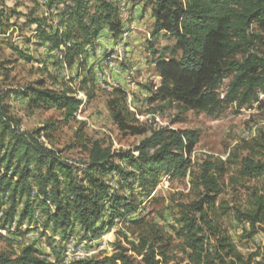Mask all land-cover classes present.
<instances>
[{
    "label": "trees",
    "instance_id": "1",
    "mask_svg": "<svg viewBox=\"0 0 264 264\" xmlns=\"http://www.w3.org/2000/svg\"><path fill=\"white\" fill-rule=\"evenodd\" d=\"M145 1L154 17L150 42L159 36L173 42L170 51H152L159 55L153 64L161 80L154 96L209 115L228 104L239 109L256 105L264 110V0ZM47 8L55 21L35 17L32 12L22 15L0 0V35L6 36L16 26L9 23L10 18L23 16L21 33L31 34L26 42L32 38L46 41L51 51L61 55L52 64L76 66V77L85 66L86 48L104 28L114 39L122 33L118 7L112 0H48ZM169 52L179 55L166 58ZM3 65L0 63V69H5ZM225 79L228 83L221 95L218 89ZM87 82L83 77L81 85ZM11 92H0V227L10 233L14 227L16 236L29 231H20L23 221L32 223L39 230L37 241L43 240L47 250L34 248L32 243L13 259L0 255V264H63L62 242L70 235L79 234L89 243L107 233L117 220L139 223L142 219L136 213L141 200L135 203L136 197L150 199L161 174L186 173L197 142L194 131L161 128L127 151L88 141L87 158L71 162L41 141L40 134L46 131L47 136L52 125L28 133L14 127L17 121L7 103ZM19 95L31 108L53 107L64 110L68 118L81 104L71 89L46 86L43 79L29 84ZM107 107L120 130L143 132L131 124L126 93L120 87H112ZM224 172L223 166L206 163L198 177L200 198L187 213L180 214L178 234L189 250L185 264H264V242L243 256L210 218H219L215 203L222 193ZM238 172L240 177L261 180L245 209L236 210L239 221L248 225L243 236L251 239L260 231L264 235V161L244 156ZM158 238L154 234L150 240L141 239V261L117 251L70 264H161L155 250Z\"/></svg>",
    "mask_w": 264,
    "mask_h": 264
},
{
    "label": "rangeland",
    "instance_id": "2",
    "mask_svg": "<svg viewBox=\"0 0 264 264\" xmlns=\"http://www.w3.org/2000/svg\"><path fill=\"white\" fill-rule=\"evenodd\" d=\"M112 1L118 7L122 33L114 39L104 28L94 44L86 48L85 66L80 69L77 77L76 66L69 68L63 63L52 64L54 58L60 59L61 55L58 51H51L46 41L32 38L26 42L31 34L26 30L21 33L19 27H23V16L10 18L9 23L16 26L10 28L6 36L0 35V63L3 62L5 68L0 69V92L12 91L7 103L11 116L17 121L14 127L28 133L52 125L47 136H44L46 131L40 134L41 141L59 151L65 159L76 163L87 158L85 147L88 141H98L103 147L112 150H134L142 140L161 128L194 131L197 142L189 154L190 163L184 175L161 174L150 199L139 195L136 197L135 203L141 200L136 213L142 219L139 223L117 220L107 233L89 243L80 239L79 234L70 235L62 242L63 264H70V258L85 256V253L93 249V254L82 259L97 255L102 258L121 251L141 261V239L150 240L154 234L159 237L155 250L161 264H185L189 250L183 237L178 234L181 228L178 219L182 212L187 213L191 204L200 198L198 177L206 163H214L225 169L220 177L222 193L215 203L219 218L213 215L210 218L220 233L230 237L236 249L246 256L263 245L264 235L260 231L251 239L245 238L243 231L248 225L239 221L236 210L245 209L252 189L261 185V180L240 177L238 169L242 157L247 155L264 161V110L258 109L256 105L239 109L234 104H228L215 115H209L204 111L185 110L176 102L162 100L159 95L154 96L161 80L153 64L159 55L152 51H170L173 42L161 36L150 42L154 17L151 7L148 4L144 6L145 0H137L136 3L131 0ZM4 2L7 7L14 8L22 15L32 12L35 17L55 21L53 11L47 8L48 0ZM178 55V52H169L165 57ZM47 73L56 83L51 82ZM83 77L88 79L85 85H81ZM40 79L46 81V86L55 89H71L73 95L81 101L77 111L68 118L64 110L46 106L29 107L19 92ZM227 83V79L221 83L218 89L221 95ZM114 86L125 91L131 124L143 129V132L132 134L128 130H120L113 122L107 101ZM150 97L154 100H149ZM40 218L38 216V221ZM31 224L23 221L20 231L27 228L29 231L16 236L14 227H10L11 233L0 227V255L13 259L32 243L34 248L47 250L43 240L37 241L39 230ZM57 237L54 236V239L58 241ZM69 241L77 247L69 245ZM100 241H103L102 249H96ZM214 241L215 238L211 237L210 242Z\"/></svg>",
    "mask_w": 264,
    "mask_h": 264
},
{
    "label": "built area",
    "instance_id": "3",
    "mask_svg": "<svg viewBox=\"0 0 264 264\" xmlns=\"http://www.w3.org/2000/svg\"><path fill=\"white\" fill-rule=\"evenodd\" d=\"M135 16V15H134ZM110 236V235H109ZM109 239V238H107ZM69 245H72L73 247H77V246H74L72 241H69ZM96 249H102V241L98 242V248ZM95 251V249H93V252ZM82 258H85V256H79L77 258H70L71 259V263L75 262V261H78V259H82Z\"/></svg>",
    "mask_w": 264,
    "mask_h": 264
},
{
    "label": "bare ground",
    "instance_id": "4",
    "mask_svg": "<svg viewBox=\"0 0 264 264\" xmlns=\"http://www.w3.org/2000/svg\"><path fill=\"white\" fill-rule=\"evenodd\" d=\"M58 238V237H57ZM103 242V241H102ZM75 243V242H74ZM70 247V246H69ZM94 252L93 251H90V252H88V253H85L84 255L85 256H90L91 254H93Z\"/></svg>",
    "mask_w": 264,
    "mask_h": 264
}]
</instances>
